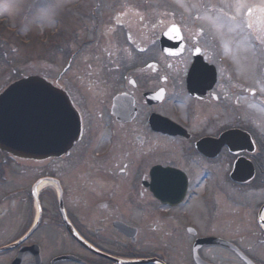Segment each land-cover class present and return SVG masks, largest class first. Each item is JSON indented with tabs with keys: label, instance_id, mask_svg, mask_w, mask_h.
I'll use <instances>...</instances> for the list:
<instances>
[{
	"label": "flooded vegetation",
	"instance_id": "flooded-vegetation-1",
	"mask_svg": "<svg viewBox=\"0 0 264 264\" xmlns=\"http://www.w3.org/2000/svg\"><path fill=\"white\" fill-rule=\"evenodd\" d=\"M116 1L86 0L47 51L81 136L5 161V264H264V0Z\"/></svg>",
	"mask_w": 264,
	"mask_h": 264
},
{
	"label": "rangeland",
	"instance_id": "rangeland-1",
	"mask_svg": "<svg viewBox=\"0 0 264 264\" xmlns=\"http://www.w3.org/2000/svg\"><path fill=\"white\" fill-rule=\"evenodd\" d=\"M77 1L81 2L0 0V90L7 88L21 75L26 76L34 72L40 76L45 75L46 78L47 51L53 50L55 43L65 33L72 15L81 11L74 6ZM141 1L143 5L157 12L173 10L176 2L181 5L189 4V8L195 12L198 9V0ZM198 11L203 13L202 9ZM56 28L59 29L58 33L55 32ZM17 180L15 175L9 173L4 185L0 183V186H15ZM23 182L25 181L19 180L17 184ZM7 261L8 257L0 254V264Z\"/></svg>",
	"mask_w": 264,
	"mask_h": 264
},
{
	"label": "water",
	"instance_id": "water-1",
	"mask_svg": "<svg viewBox=\"0 0 264 264\" xmlns=\"http://www.w3.org/2000/svg\"><path fill=\"white\" fill-rule=\"evenodd\" d=\"M79 137L77 114L43 80H23L0 96L1 151L44 161L66 153ZM22 257L13 264H21Z\"/></svg>",
	"mask_w": 264,
	"mask_h": 264
},
{
	"label": "bare ground",
	"instance_id": "bare-ground-1",
	"mask_svg": "<svg viewBox=\"0 0 264 264\" xmlns=\"http://www.w3.org/2000/svg\"><path fill=\"white\" fill-rule=\"evenodd\" d=\"M41 186H46V183H43Z\"/></svg>",
	"mask_w": 264,
	"mask_h": 264
}]
</instances>
